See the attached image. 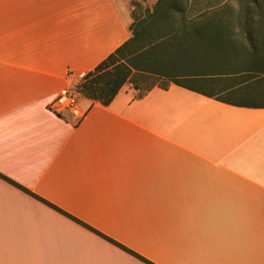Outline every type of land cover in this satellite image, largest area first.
I'll list each match as a JSON object with an SVG mask.
<instances>
[{
  "label": "crops",
  "instance_id": "0c3cea01",
  "mask_svg": "<svg viewBox=\"0 0 264 264\" xmlns=\"http://www.w3.org/2000/svg\"><path fill=\"white\" fill-rule=\"evenodd\" d=\"M130 37L114 0H0V175L152 264H264V96L48 110ZM40 200L0 178V264H145Z\"/></svg>",
  "mask_w": 264,
  "mask_h": 264
},
{
  "label": "trees",
  "instance_id": "16d2710c",
  "mask_svg": "<svg viewBox=\"0 0 264 264\" xmlns=\"http://www.w3.org/2000/svg\"><path fill=\"white\" fill-rule=\"evenodd\" d=\"M188 12L197 15L194 19H187ZM174 16L178 17L177 22L173 20ZM147 18L139 28L135 25L131 29L129 40L76 82L73 88L82 98L107 107L124 85L133 84V77L141 75L144 80H165V84L160 86L163 90L173 84L208 98L224 101L220 96L232 92L234 88L228 87L218 95L205 92L186 83L203 77L196 74L197 72L178 73L176 65L184 58L190 61L194 53L204 52L203 49L209 52L218 51L225 46L233 51L236 49L238 37H242L245 42L247 62L240 68L243 71L238 75L243 81L240 84L236 78L237 85L245 84L248 87L264 84V0H207L203 8L198 0H157L153 12ZM174 54L177 55L174 57ZM133 85L138 90L137 84ZM154 85L152 83L137 97L141 98ZM258 96H264V90ZM233 101L238 105L246 103L239 99ZM0 178L40 200L5 177L0 175ZM40 201L76 221L47 202ZM79 224L139 261L152 264L86 225Z\"/></svg>",
  "mask_w": 264,
  "mask_h": 264
},
{
  "label": "rangeland",
  "instance_id": "374dc122",
  "mask_svg": "<svg viewBox=\"0 0 264 264\" xmlns=\"http://www.w3.org/2000/svg\"><path fill=\"white\" fill-rule=\"evenodd\" d=\"M156 1L157 0H121L120 4L119 0H114L120 15L128 21L130 32L135 25L139 28L142 22L148 19V15H150L154 10ZM198 1L203 8V4H205V1L207 0ZM196 15L197 14L194 12H188L186 18L194 19ZM173 20H176L177 22L178 17L174 16ZM244 44L245 42L243 38L238 37L236 49L233 51L225 46L218 51L209 52L208 50L203 49L204 52L194 53V56L190 61H188L187 58H184L182 61L178 62L180 64L176 65L178 68L177 72L183 74L186 72H197L196 74L203 78H199L198 81H186V83L205 92H212L213 94L218 95L220 91H224L229 87L231 89L234 88L233 91L231 90L232 92L226 95L223 94L222 96H258L257 94H254V92H256L254 91L256 89V84L248 87H245V84L237 85L238 83L236 78L239 79L240 75L238 74L243 71L240 68L247 62ZM176 55L177 54H174V57ZM161 65L163 66L164 64L161 63ZM242 81V78L241 80L239 79L240 84ZM76 82L77 81H75L72 85L74 86ZM132 82L138 86V90H135V86L133 85L134 83L131 84L136 91L134 96L137 97L139 93L148 88L152 83L162 86L166 81L159 79L144 80L141 75H135ZM239 98L243 101L246 99L242 97Z\"/></svg>",
  "mask_w": 264,
  "mask_h": 264
},
{
  "label": "built area",
  "instance_id": "2783aa9c",
  "mask_svg": "<svg viewBox=\"0 0 264 264\" xmlns=\"http://www.w3.org/2000/svg\"><path fill=\"white\" fill-rule=\"evenodd\" d=\"M85 74H80L81 80ZM48 110L57 116L68 115L70 119L81 122L86 113L81 107V96L74 90L73 85L62 90L59 95L48 105Z\"/></svg>",
  "mask_w": 264,
  "mask_h": 264
}]
</instances>
